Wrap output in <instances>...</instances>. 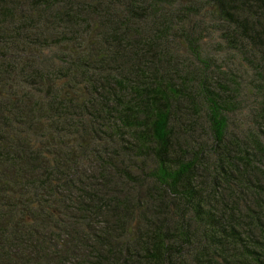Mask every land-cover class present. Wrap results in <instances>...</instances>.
Instances as JSON below:
<instances>
[{"label":"trees","instance_id":"obj_1","mask_svg":"<svg viewBox=\"0 0 264 264\" xmlns=\"http://www.w3.org/2000/svg\"><path fill=\"white\" fill-rule=\"evenodd\" d=\"M246 92L264 0H0V264H264Z\"/></svg>","mask_w":264,"mask_h":264},{"label":"rangeland","instance_id":"obj_2","mask_svg":"<svg viewBox=\"0 0 264 264\" xmlns=\"http://www.w3.org/2000/svg\"><path fill=\"white\" fill-rule=\"evenodd\" d=\"M264 132V111L259 95L246 92L238 106L232 110L228 124V136L248 144L255 160H262L260 150L253 139L262 141ZM259 166H261L259 164Z\"/></svg>","mask_w":264,"mask_h":264}]
</instances>
